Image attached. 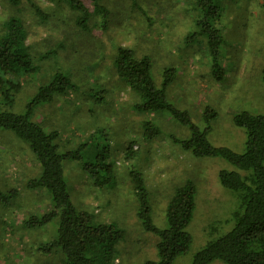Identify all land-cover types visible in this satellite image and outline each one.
I'll return each mask as SVG.
<instances>
[{"label": "rangeland", "instance_id": "obj_1", "mask_svg": "<svg viewBox=\"0 0 264 264\" xmlns=\"http://www.w3.org/2000/svg\"><path fill=\"white\" fill-rule=\"evenodd\" d=\"M35 1L43 13L51 14L47 23L41 22L40 12H35L27 0L19 5L21 11L0 0V29L14 12L24 17L29 32L27 42L40 66L37 73L24 78L13 110L24 111L38 84L55 72L62 70L72 75L79 91L60 97L58 108L41 106L37 111L39 117L51 114L55 118L52 122L64 140L71 141L69 148L91 139L83 149V161L64 163L72 202L79 210L93 214L96 223H114L123 230L124 236L116 244L120 264H142L158 260L157 237L144 228L138 215L141 203L134 190L132 168L145 178L151 220L159 228L168 226L167 204L176 188L192 182L196 188L195 209L187 227L192 242L189 251L172 264H193L199 250L235 224L234 212L240 200L236 192L222 185L220 172L236 170L245 175L253 171L240 170L220 156H196L183 149L175 139L191 135L190 123L171 115L154 114L147 118L137 112L129 88L114 73L115 48L124 45L139 57L149 56L158 86L164 64L176 65L179 74L169 87V101L187 110L191 121L201 129L207 125L204 110L213 107L217 116L209 122L210 143L243 153L247 133L234 123V115L242 110L264 114V0H217L218 15L211 17V22L219 26L224 36L219 59L225 76L219 82L212 74L207 36L196 23L204 15L195 6L196 0H136V5L134 0H103L108 18L90 33L80 30L74 40H68L65 32L67 25L76 23L66 22L73 13L48 0ZM85 2L93 10L92 0ZM88 49L97 53L90 69L81 58ZM101 87L108 90L102 102L89 91ZM151 117L163 127V132L149 141L141 137V123ZM133 139L137 140L135 149L139 144L140 149L135 159L126 161L124 154ZM107 145V162L113 163L115 175L107 185L96 186L95 175L84 168V161L88 154L99 155ZM41 173L42 166L28 143L13 133L0 131V264H61L58 254L44 255L36 245L56 238L58 221L28 230L22 226L28 216L41 215L52 208L47 189H30L27 185L29 179ZM14 188L19 194H9ZM209 264L226 263L215 260Z\"/></svg>", "mask_w": 264, "mask_h": 264}, {"label": "trees", "instance_id": "obj_2", "mask_svg": "<svg viewBox=\"0 0 264 264\" xmlns=\"http://www.w3.org/2000/svg\"><path fill=\"white\" fill-rule=\"evenodd\" d=\"M5 1L22 10L19 5L24 0ZM27 1L35 12H40L41 22L47 23L51 14L43 13L37 1ZM48 1L61 8L66 7L73 13L66 19V22H76L66 26L68 40L77 38L80 30L83 33L92 32L94 26H99L109 15L103 0H92L93 10L85 0ZM134 2L135 5L138 4L136 0ZM216 3L217 0H196L195 6L204 13L196 23L201 25L200 32L207 36L212 74L219 82L225 76L219 59L224 36L219 26L211 22V17L218 15L219 7ZM28 36L24 17L16 16L14 12L3 21L0 29V131L13 133L28 143L42 166V173L29 179L27 185L30 189H47L52 197V208L41 215L37 213L28 216L23 220L22 226L25 229L42 228L58 221L56 238L36 245L37 250L44 255L58 254L61 264H120V249L116 244L123 238V230L114 223H96L93 214L79 210L71 199L64 163L83 161V149L88 147L91 139L79 143L76 148H69L71 141L64 140L62 132L52 122L55 118L51 114L43 117L37 115L41 106L56 105L58 108L60 97L79 91L72 75L62 70L55 72L38 84L24 111L13 110L16 95L23 90L24 78L40 69L32 46L27 42ZM115 50L112 60L114 73L117 80L129 88L133 107L137 112L147 118L154 114L171 115L190 123L191 135L185 139H175L183 149L192 151L196 156H220L240 170L253 171L245 175L236 170L220 172L222 185L236 192L240 200L239 208L234 212L235 224L230 231L199 250L193 264H209L215 260L226 264H264V114L242 110L234 115V123L245 128L247 133L243 153H237L229 147L213 146L207 134L210 131L209 122L217 116L216 110L206 107L203 116L207 125L201 129L191 121L187 110L179 109L168 99L169 87L176 82L179 74L176 65L164 64L162 82L158 86L153 74V61L149 56L139 57L134 50L124 45H117ZM82 56V64L88 69L93 67L97 53L92 54L88 49ZM89 91L93 93L95 100L101 102L108 94V90L102 87L90 88ZM153 119L142 120L141 137L144 140L152 141L163 132V127ZM136 143L137 140L134 139L129 141L124 154L126 161L135 159L136 152L140 149V144L135 149ZM108 151V145L104 146L99 155L88 154L87 161H84V168L95 175L96 186L107 185L115 175L113 163L107 162ZM102 171L104 174H101ZM131 178L141 203L138 215L144 221V228L157 237L158 260L142 264H172L177 257L189 251L192 242L187 227L195 209V185L188 181L176 188L167 204L168 226L159 228L151 220V204L143 174L132 168ZM9 194H19L18 188H14Z\"/></svg>", "mask_w": 264, "mask_h": 264}]
</instances>
